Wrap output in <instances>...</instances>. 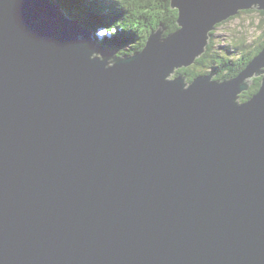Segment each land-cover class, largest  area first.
Masks as SVG:
<instances>
[{"label": "water", "instance_id": "water-1", "mask_svg": "<svg viewBox=\"0 0 264 264\" xmlns=\"http://www.w3.org/2000/svg\"><path fill=\"white\" fill-rule=\"evenodd\" d=\"M56 1L95 4L0 0V264H264V46L172 77L264 0H170L178 29L128 57Z\"/></svg>", "mask_w": 264, "mask_h": 264}, {"label": "trees", "instance_id": "trees-1", "mask_svg": "<svg viewBox=\"0 0 264 264\" xmlns=\"http://www.w3.org/2000/svg\"><path fill=\"white\" fill-rule=\"evenodd\" d=\"M93 1L95 2L94 7L89 10L91 16L85 14L86 11L82 12L62 2L56 1V5H59L58 7L61 8L63 14L69 20L78 22L93 34L101 26L107 28L113 27L110 30L104 28L105 32L110 36L100 41L98 38V43L103 48L110 49L120 57H128L133 53L140 52L145 46L148 36L158 28H162L164 31L163 37L172 34L178 29L176 25L178 13L177 10L171 9L170 0ZM68 6L72 7L71 10L67 9L69 8ZM74 11H79L81 16L75 19L76 15H74ZM253 12H257L264 18V11L248 10L239 14ZM237 16L218 24L210 33L209 42L200 58L192 66L177 70L174 76L184 78L187 83H191L197 76L207 74H214V80L218 81L236 77L264 46V40L261 43H255L250 46L242 45L238 48L239 54L235 58L226 56L222 53V50L217 49L216 43L212 38L214 31ZM90 17H95L98 20H93ZM240 52H243V54ZM260 84L261 79L254 78L248 91L240 95L239 101L246 102L249 100L259 90Z\"/></svg>", "mask_w": 264, "mask_h": 264}, {"label": "rangeland", "instance_id": "rangeland-1", "mask_svg": "<svg viewBox=\"0 0 264 264\" xmlns=\"http://www.w3.org/2000/svg\"><path fill=\"white\" fill-rule=\"evenodd\" d=\"M71 8L70 6L67 9L71 10ZM70 10H68V12H70ZM74 13V15H76L75 19L81 16L79 11H74ZM106 34L104 28H102L101 35H97L98 38H100V36ZM212 38L216 43L217 49L220 51L222 50L224 55L235 58L236 55L239 54L238 48L240 46H250L255 43H261L264 40V18L257 12L248 14L241 13L235 19L218 27L214 31ZM241 54H243V52ZM172 77H174V75Z\"/></svg>", "mask_w": 264, "mask_h": 264}, {"label": "clouds", "instance_id": "clouds-1", "mask_svg": "<svg viewBox=\"0 0 264 264\" xmlns=\"http://www.w3.org/2000/svg\"><path fill=\"white\" fill-rule=\"evenodd\" d=\"M102 28H105V29L110 30V29H112L113 27H109V28H107V27H105V26H101V27H99V28L97 29V31H96L95 34H93V33L91 32V39L94 41V43L96 44V46H99V47H102V46H100L99 43H98V35H101V29H102ZM116 31H117V30H116ZM97 34H98V35H97ZM108 36H110V35H109V34H106V35H104V36H100L99 41H100L101 39L107 38ZM102 48H103V47H102ZM104 49H106V48H104ZM107 50L111 51L110 49H107ZM119 57H120V56H119ZM174 77H176V76H174Z\"/></svg>", "mask_w": 264, "mask_h": 264}, {"label": "bare ground", "instance_id": "bare-ground-1", "mask_svg": "<svg viewBox=\"0 0 264 264\" xmlns=\"http://www.w3.org/2000/svg\"><path fill=\"white\" fill-rule=\"evenodd\" d=\"M136 53H133V54H131V55H135ZM200 76H202V75H200ZM198 77V76H197Z\"/></svg>", "mask_w": 264, "mask_h": 264}]
</instances>
